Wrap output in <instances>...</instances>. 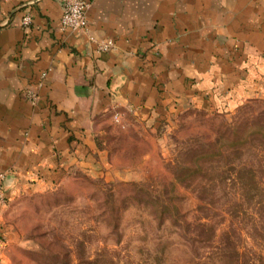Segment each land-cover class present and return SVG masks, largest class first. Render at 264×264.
Returning <instances> with one entry per match:
<instances>
[{
    "label": "crops",
    "instance_id": "crops-1",
    "mask_svg": "<svg viewBox=\"0 0 264 264\" xmlns=\"http://www.w3.org/2000/svg\"><path fill=\"white\" fill-rule=\"evenodd\" d=\"M89 1L107 52L61 30L57 0H0V258L11 201L108 168L118 128L264 100V0Z\"/></svg>",
    "mask_w": 264,
    "mask_h": 264
},
{
    "label": "rangeland",
    "instance_id": "rangeland-1",
    "mask_svg": "<svg viewBox=\"0 0 264 264\" xmlns=\"http://www.w3.org/2000/svg\"><path fill=\"white\" fill-rule=\"evenodd\" d=\"M118 129L108 168L9 202L0 264H264V100Z\"/></svg>",
    "mask_w": 264,
    "mask_h": 264
},
{
    "label": "built area",
    "instance_id": "built-area-1",
    "mask_svg": "<svg viewBox=\"0 0 264 264\" xmlns=\"http://www.w3.org/2000/svg\"><path fill=\"white\" fill-rule=\"evenodd\" d=\"M61 8L60 26L61 30L69 31L75 35H85L90 43H93L96 50L99 52H107L114 46V42L110 39L96 40L88 32L87 24V11L91 5L89 0H57ZM32 16L30 12H25L22 16L21 22L24 26H28L31 23ZM45 73H42L44 76ZM27 100L31 105H35L37 95L31 91H27ZM114 113L112 119L115 123L121 124V115L116 111V107L113 106ZM2 177H0V180ZM0 203H4V198L0 193Z\"/></svg>",
    "mask_w": 264,
    "mask_h": 264
},
{
    "label": "trees",
    "instance_id": "trees-1",
    "mask_svg": "<svg viewBox=\"0 0 264 264\" xmlns=\"http://www.w3.org/2000/svg\"><path fill=\"white\" fill-rule=\"evenodd\" d=\"M193 169V168H192ZM192 169L191 170H189V172L191 171V172H193V171H195V169H193V171H192ZM196 169H197V167H196ZM177 179L178 180H181L182 179V177H177Z\"/></svg>",
    "mask_w": 264,
    "mask_h": 264
}]
</instances>
